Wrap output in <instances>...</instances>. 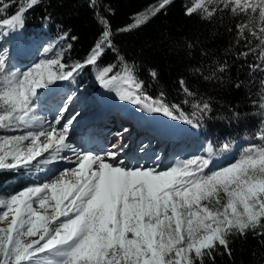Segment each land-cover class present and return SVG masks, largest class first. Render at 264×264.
I'll return each instance as SVG.
<instances>
[{
    "label": "snow or ice",
    "instance_id": "obj_1",
    "mask_svg": "<svg viewBox=\"0 0 264 264\" xmlns=\"http://www.w3.org/2000/svg\"><path fill=\"white\" fill-rule=\"evenodd\" d=\"M41 2L29 0L28 9H20L2 23L13 30L22 27L23 12ZM169 3L160 0L153 15ZM207 5L198 3L195 8L203 7L208 17L220 8L233 15L249 14V9L256 13L259 9V28L240 24L237 32L243 37L247 29L259 41L262 63L253 67L264 72V0H207ZM89 6L95 8L96 0H89ZM194 10L186 8L185 15H192ZM99 22L103 25L100 38L83 61L72 65L63 61L62 50L55 58L41 59L20 69L10 64L8 49L0 48V101L6 105L0 115V128L13 131L40 125L39 131L4 137V143H11L12 148L4 152L0 144V152L4 153L0 155V169L53 162L72 165L50 181L0 199V206L7 209L0 212V220H7L13 213L7 228H0V264H215L221 248L231 255V236H246L256 230L264 236V128L256 137L260 144L248 146L239 159L213 169L209 159L201 157L161 168L158 156L149 166L125 161L118 150L104 154L78 151L68 137L80 113L73 112L64 119L67 104L47 128L43 127L42 118L36 114L37 90L54 81L75 79L84 68L97 65L106 50L114 49L110 25L103 17ZM142 22L140 17L135 21L137 26ZM61 38L76 39L68 33ZM52 50L49 45L43 52ZM119 59L121 71L115 72L117 65L113 64L100 70L97 80L102 87L113 90L118 82L127 84L123 91L115 89L119 100L199 128V119L210 109L209 104H194L189 116L179 105H168L163 93L159 99L149 96L133 68L122 57ZM150 75L157 77L155 71ZM180 85L187 95H193L183 80ZM260 107L264 108V103ZM24 141H29L26 149ZM229 148L228 144L222 146L225 151ZM65 151L72 156L62 155ZM68 173L75 176L74 181H64ZM33 205L43 209L44 214ZM25 237L38 238L26 244Z\"/></svg>",
    "mask_w": 264,
    "mask_h": 264
},
{
    "label": "trees",
    "instance_id": "obj_2",
    "mask_svg": "<svg viewBox=\"0 0 264 264\" xmlns=\"http://www.w3.org/2000/svg\"><path fill=\"white\" fill-rule=\"evenodd\" d=\"M159 3L160 0H96L93 8L89 0H42L23 12L20 36L27 38L36 31L45 33L50 40L64 33L75 36V40L56 42L57 53L63 50V61L72 65L83 61L100 38L103 25L99 21L103 17L110 25L114 49L106 50L97 65L81 70L73 79L75 84L87 83L91 72H100L109 64L117 65L115 72L121 71L122 57L149 96L159 99L163 93L168 105H179L189 116L194 104L210 105L199 119V137L210 143L216 156L259 143L256 137L264 128V108L260 107L264 72L253 66L262 63L261 47L247 29L243 37L237 32L240 24L259 28V9L256 13L249 9V14L233 15L220 8L208 17L203 7L195 8L198 3L209 6L207 0H170L163 11L153 15ZM188 7L195 9L192 15H185ZM28 8L29 0H0V22ZM138 17L144 20L139 26L135 23ZM125 28L131 30L122 31ZM245 52L247 56L242 55ZM221 67L223 72L219 71ZM152 71L157 73L156 79L151 77ZM182 80L193 95L185 93ZM243 139L250 143L235 145ZM225 144L230 145L227 151L222 149ZM24 170L0 171V188L12 179H16L15 185L6 184L11 191L29 187L32 181L23 179ZM258 232L231 236V255L221 248L215 264H264V236Z\"/></svg>",
    "mask_w": 264,
    "mask_h": 264
},
{
    "label": "rangeland",
    "instance_id": "obj_3",
    "mask_svg": "<svg viewBox=\"0 0 264 264\" xmlns=\"http://www.w3.org/2000/svg\"><path fill=\"white\" fill-rule=\"evenodd\" d=\"M3 25V23L0 22V27ZM3 33H7L6 35L0 34V48H2L3 45H8V56L10 58V64L16 68L25 69L29 66L34 65L35 63L39 62L41 59H48V58H55L57 54V50L54 47V43L50 42L46 37L43 35L39 36L38 40L36 38H30L28 41L18 42L16 41V36L18 34L17 28L13 30L8 25L6 26V30ZM36 41V42H35ZM39 45H42L44 48L48 47L49 45L53 46V50L49 53H44L43 49L41 50ZM22 50L24 53L28 52L25 55H19V50ZM19 55V56H18ZM99 72H92V80L91 83L93 84L94 80H97ZM70 81H58L53 82L47 86L45 89H38L39 93V99H38V109L36 110V114L39 115L42 118L43 121V127L47 128L48 123L53 121L55 117H57L60 108L67 104V111L64 112L63 116L64 119H67L68 116H70L73 112H79L80 115L77 117L76 121L73 123L70 134H69V141L71 144H73L78 151H91L94 153L104 154L108 151H117L116 149L113 150H106L104 148L111 146L115 143H117V147L121 148L120 158H123L125 161H131L133 164H135L137 161L140 163H148L149 166H151L153 162V158L158 156L159 159L158 163L161 168H167L169 166H174L176 161L178 160H187L192 157H201L205 159H209L210 161V167L213 169L221 168L223 166H226L235 160L239 159L240 155L235 154H228L225 158L221 160H216L211 154L207 152V146H204V144L198 140L196 137V132L198 129H192L190 125H185L181 123L179 120H177V129L174 132L164 134L162 133L163 130H161L157 125L154 124L149 119V114L147 110H144L146 112V120L148 121V124H150L153 127H156L161 132L162 137H160L159 133L155 134L152 133L149 135L152 138V141L154 143L150 144L149 147L147 145H143L145 141V137L147 134H149V131L143 130L141 132L134 130L129 135H127L125 138H121L122 136H115L113 133V136L110 135V132L113 130L119 131L123 125H126L129 121L126 119L124 114H126V111L128 107H134L133 104L125 102V107H123L121 104L118 105L119 107H123L125 109H120L119 111H105L102 112L101 109H103L106 106L104 103V97L102 96L103 93V87L101 90V85L98 86V92L96 95L92 94L95 102H96V108H86L84 107L83 97L85 96V93H93L94 90L92 89H85L80 90L77 94V96L71 95L69 97L68 95L72 92H74V88L70 87L69 85ZM126 85V84H125ZM124 85V86H125ZM100 88V89H99ZM53 90L52 94H55L52 97V100L50 103H47V100L45 98L50 96L48 91ZM51 94V96H52ZM46 95V97H44ZM50 96V97H51ZM68 96V97H67ZM71 98V99H69ZM73 104H71L72 101H74ZM89 101V100H88ZM87 101V102H88ZM6 107V105L3 104V101H0V115H3V108ZM107 107V106H106ZM117 107V104L115 106ZM94 114V115H93ZM93 115L91 118H88L89 116ZM98 116L99 123L97 125H93L91 122L95 116ZM146 121V122H147ZM63 122V121H62ZM81 124L79 125V123ZM129 125V124H127ZM183 126V127H182ZM105 127L109 128L106 132H109L106 136V144L98 145V148L101 149H94L91 147L90 143L88 142V132H93L94 134L99 133L102 131V129ZM191 128V129H190ZM40 125L35 126L32 129H24L19 128L13 131L8 130L7 128H0V144L4 145V152L9 151L12 148L11 143H4V137H10L15 135H22L25 134L27 131H39ZM196 132H195V131ZM124 129H121L119 133H123ZM184 133V134H183ZM110 135V136H109ZM189 137V138H188ZM104 138V137H103ZM135 138V141L133 142ZM148 139V138H147ZM41 140H43V137H41ZM108 140V142H107ZM150 140H147L146 142H149ZM158 142V144H157ZM92 143V141H91ZM23 145L26 149L27 146H29V141H24ZM205 148L202 152V149ZM139 150V151H138ZM119 151V150H118ZM125 151H127V154H125ZM136 151V153H135ZM124 152V153H123ZM207 153V154H206ZM3 152H0V155H3ZM45 156L47 153L44 154ZM62 155L65 156H72V153L70 151H65L62 153ZM39 159V158H38ZM8 160H11V157H8ZM149 160V161H148ZM34 163V162H33ZM72 165L68 163H56L53 162L49 165H43V166H37V167H30L29 173L26 177L33 180V185L29 186H37L41 185L42 183L46 181H50L57 173H59L62 169L70 168ZM13 169V168H12ZM12 169H0V171H9ZM207 171V169H205ZM25 180V178H23ZM75 176L71 173H68L64 177L65 182L74 181ZM16 179L10 180L8 185L14 184L15 185ZM7 183L2 184V188H0V199H8L12 195L18 194L20 190L11 191L6 187ZM6 188L8 190H6ZM25 189V188H24ZM221 196H223V193H221ZM203 203H207V201H204ZM34 208H36L38 211L41 212V214H44L43 209H39L38 205H33ZM7 211V209L3 206H0V212ZM13 213H9L7 220H0V228H7L8 224L10 223L11 216ZM49 215H51V210H49ZM62 219V218H61ZM38 237H25L24 243H31L32 240L37 239Z\"/></svg>",
    "mask_w": 264,
    "mask_h": 264
},
{
    "label": "bare ground",
    "instance_id": "obj_4",
    "mask_svg": "<svg viewBox=\"0 0 264 264\" xmlns=\"http://www.w3.org/2000/svg\"><path fill=\"white\" fill-rule=\"evenodd\" d=\"M29 52V51H28ZM28 52L24 53L21 49L19 50V55H25L27 54ZM18 55V56H19ZM125 84L122 83V82H118L116 85H115V88H113V90H109V89H106L103 87V93H102V96L104 97V103L105 105L107 106V109L108 110H111L112 108H115L116 104H117V107L120 108V109H125L126 105H125V102L124 101H121L117 98V95H116V90L115 89H119L121 91H123L124 89H126L127 87L124 86ZM48 93L51 94L53 93V90H50L48 91ZM52 95H55V94H52ZM49 96V97H50ZM74 96V95H73ZM73 98V97H71ZM89 99L86 100V102L88 101ZM75 101V100H74ZM71 102V104H73V102ZM122 105L123 107H119L118 105ZM106 106L104 108H106ZM109 107H112V108H109ZM132 107V106H131ZM148 114H149V119L154 122L155 125H157L162 131V133H171V132H174L176 131L177 129V123L176 122L177 120H173L169 117H166L164 116L163 114L161 113H154V112H149L147 111ZM94 115V114H93ZM93 115L89 116L88 118L86 119H89L91 118ZM143 116V115H142ZM145 122L147 121L146 120V117L143 116ZM81 124V122L79 123V125ZM183 127V126H182ZM156 128V127H155ZM192 128V127H191ZM190 128V129H191ZM125 129H128L129 131V128L125 127ZM158 129V128H157ZM193 129V128H192ZM198 129V128H197ZM121 130V129H120ZM119 130V131H120ZM159 130V129H158ZM196 130V129H195ZM194 130V131H195ZM107 130L104 129L102 130L100 133H93V132H88V142L91 143L92 141V144L90 145L91 147H93L94 149H101V148H98L99 146L98 145H102V144H106V136L105 135H108L109 132H106ZM119 131H117L118 133H114L115 136H121V135H126L127 133H129L128 131L127 132H123V133H119ZM159 133L161 134V132L159 131ZM113 136V134H112ZM104 137V138H103ZM189 138V137H188ZM108 142V140H107ZM115 145V148L111 147V146H108L104 149L106 150H113V149H116L119 150V153L122 151L121 148L117 147V143L114 144ZM103 146V145H102ZM124 153V152H123ZM125 154H127V152H125ZM161 159V157H160ZM149 161V160H148ZM58 163V162H56ZM147 163V162H146Z\"/></svg>",
    "mask_w": 264,
    "mask_h": 264
}]
</instances>
